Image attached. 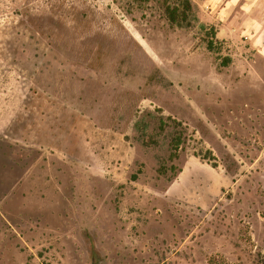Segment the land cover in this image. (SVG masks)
Here are the masks:
<instances>
[{"label": "rangeland", "instance_id": "rangeland-1", "mask_svg": "<svg viewBox=\"0 0 264 264\" xmlns=\"http://www.w3.org/2000/svg\"><path fill=\"white\" fill-rule=\"evenodd\" d=\"M171 1L0 0V264H264V0Z\"/></svg>", "mask_w": 264, "mask_h": 264}, {"label": "trees", "instance_id": "trees-1", "mask_svg": "<svg viewBox=\"0 0 264 264\" xmlns=\"http://www.w3.org/2000/svg\"><path fill=\"white\" fill-rule=\"evenodd\" d=\"M168 3V0H166ZM171 4H167V14L171 22H178V11L181 10L180 15L183 20H186L188 18V14L191 11V2L190 0H173L171 1ZM180 24V23H179ZM209 34H211V39L209 38L207 40V47L209 49H214L215 48V36H216V31L214 28H211L210 31H208ZM227 61L229 58L226 59ZM182 137L181 136H175L171 140L170 147H171V155L170 158L173 160L174 158L178 157V150L180 146L182 145Z\"/></svg>", "mask_w": 264, "mask_h": 264}]
</instances>
